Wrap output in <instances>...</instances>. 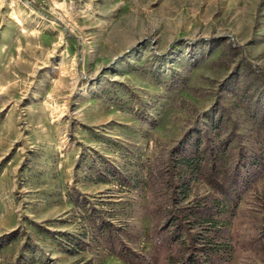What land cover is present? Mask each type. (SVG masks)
Masks as SVG:
<instances>
[{"label":"rangeland","instance_id":"obj_1","mask_svg":"<svg viewBox=\"0 0 264 264\" xmlns=\"http://www.w3.org/2000/svg\"><path fill=\"white\" fill-rule=\"evenodd\" d=\"M255 101L264 0H0V264H169L152 234L169 201L218 198L194 178L171 191L170 149L214 136L219 105L229 160L237 145L264 158ZM243 187L213 215L224 264H264V181ZM91 207L121 228L112 246Z\"/></svg>","mask_w":264,"mask_h":264},{"label":"trees","instance_id":"obj_2","mask_svg":"<svg viewBox=\"0 0 264 264\" xmlns=\"http://www.w3.org/2000/svg\"><path fill=\"white\" fill-rule=\"evenodd\" d=\"M229 50L236 54L238 49L231 47ZM237 64L246 69L253 80L252 66L242 57L238 58ZM228 79L225 78L224 82ZM244 100L247 101L248 96H242L241 101ZM252 108L253 124L263 128L264 103L255 101ZM222 111V106L215 107L218 118ZM218 118L211 121L210 125V131L216 130L214 136L201 129L195 137L187 138L176 148L173 146L170 149L165 171L170 178L168 185L172 186L171 191L183 188L181 193L184 197L188 181L194 178L216 193L218 198L210 203L208 196H205L202 200L192 199L184 205H178L175 199L169 201L170 209L164 214L160 225L152 230L154 244L164 247L169 253L174 251L173 256L167 257L169 264H224L231 253L232 236L225 224L217 223L213 217L217 213L215 208L218 201L231 202L243 190L245 183L264 181V158L260 152L237 145L234 159L229 160L228 144L235 134L229 129L223 137L219 136L222 132ZM90 211V219L95 220L94 217H97L99 233L112 246L114 240L119 239L116 231L120 232L121 228L111 229L108 222L98 218L97 211L92 207ZM261 239H264V231L257 237L258 241ZM118 245L119 250L115 255L130 262L129 255L133 254L130 251L126 254L122 244ZM260 245V250H264V242Z\"/></svg>","mask_w":264,"mask_h":264},{"label":"built area","instance_id":"obj_3","mask_svg":"<svg viewBox=\"0 0 264 264\" xmlns=\"http://www.w3.org/2000/svg\"><path fill=\"white\" fill-rule=\"evenodd\" d=\"M30 1H32V2H33L34 0H30Z\"/></svg>","mask_w":264,"mask_h":264}]
</instances>
